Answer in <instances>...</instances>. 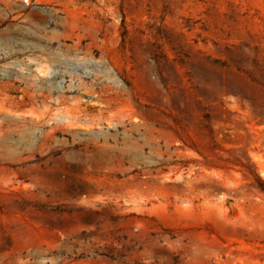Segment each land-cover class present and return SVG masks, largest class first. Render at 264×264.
<instances>
[{
  "label": "rangeland",
  "instance_id": "obj_1",
  "mask_svg": "<svg viewBox=\"0 0 264 264\" xmlns=\"http://www.w3.org/2000/svg\"><path fill=\"white\" fill-rule=\"evenodd\" d=\"M0 264H264V0H0Z\"/></svg>",
  "mask_w": 264,
  "mask_h": 264
}]
</instances>
